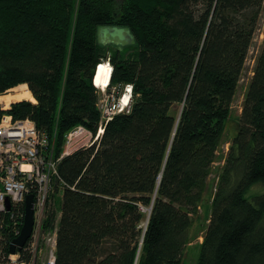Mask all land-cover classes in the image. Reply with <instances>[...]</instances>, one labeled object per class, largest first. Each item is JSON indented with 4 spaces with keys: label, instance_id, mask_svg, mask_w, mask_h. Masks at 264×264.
<instances>
[{
    "label": "trees",
    "instance_id": "1",
    "mask_svg": "<svg viewBox=\"0 0 264 264\" xmlns=\"http://www.w3.org/2000/svg\"><path fill=\"white\" fill-rule=\"evenodd\" d=\"M263 4L0 0V96L27 85L36 102H14L6 113L32 120L56 158L71 130L96 136L101 126L94 72L102 62L113 67L109 89H132L99 140L58 163L43 225L56 232V264H182L228 143L195 264H264V42L228 135ZM111 25L129 28L136 45H98V29ZM129 49L136 53L126 58ZM13 219L0 214L2 261L21 226ZM18 254L32 263V239Z\"/></svg>",
    "mask_w": 264,
    "mask_h": 264
},
{
    "label": "built area",
    "instance_id": "2",
    "mask_svg": "<svg viewBox=\"0 0 264 264\" xmlns=\"http://www.w3.org/2000/svg\"><path fill=\"white\" fill-rule=\"evenodd\" d=\"M127 89L130 90V88ZM103 97L104 94L100 99L101 126L96 136L89 133L83 126L74 128L66 135V143L63 146L64 151L59 158H56V148H54L51 138L40 132L32 120H14L13 116L6 113L14 103L9 104L8 107L4 102L0 103V108L4 111L0 119V214H11V217L14 218V227L22 226L25 210L23 214L20 210H17V213L15 210L19 206L25 207L26 198L30 194L34 195L36 223L31 237L33 257L30 264H38L45 254L46 259L42 264H56V232L43 231V225L47 218L48 203L53 195V180L58 175V163L67 154L69 146L74 144L75 137L81 136V139L90 137L91 141L88 145H93L101 137L105 122L118 113L115 109L120 104L115 103L108 107L107 101L102 100ZM104 103L105 107H103ZM123 107L119 110L122 111ZM7 201H9L10 207L7 206ZM21 226L17 229L15 238L20 234ZM43 236L45 238L44 248L46 249L44 254L41 249H36L37 241H34ZM0 264L28 263L20 261L19 254H10L8 260L2 261L0 259Z\"/></svg>",
    "mask_w": 264,
    "mask_h": 264
},
{
    "label": "rangeland",
    "instance_id": "3",
    "mask_svg": "<svg viewBox=\"0 0 264 264\" xmlns=\"http://www.w3.org/2000/svg\"><path fill=\"white\" fill-rule=\"evenodd\" d=\"M261 16L262 17H261V22L259 24V29L257 30V33L255 35V38H254L255 40L253 42V45L250 48L251 51H250L248 58H247V64H246V67L243 71V75L239 81V86H238L237 94H236L237 96H236L234 103L232 105V110H231V118L232 119H231V123H230V127H229L230 132L228 134L230 137H231V134H234V132L236 130L235 128L237 126L239 116H240L242 109H243L242 105H243V102H244V99L246 96L245 94H246L248 86H249L248 83L254 74L253 70H254V67L256 65L255 60H256L258 54L260 53V51H261L260 49H261L263 42H264V7H263V11L261 13ZM113 52H115V51L113 50ZM135 53H136L135 49H129L126 52H124L123 56H125L126 58H129L132 55H135ZM102 63L107 64L108 66L112 67L109 64L108 60H105ZM111 70L113 71V67ZM110 78H111V75H110ZM110 82H111V79L108 83L107 88H105V87L100 88L99 86H98L99 87L98 88L97 85L95 87L99 90L100 96H103V94H104V97L102 98V100L107 101L108 107H109V105H114L115 103H117V104L119 103L120 105L116 107L115 111H117L118 113H120L122 111H126V109L129 107L128 104H130V102H131L130 97L132 94V89L130 88V90H129V89H127L129 86L126 87L125 91L122 92V94L119 96L118 95L119 94L118 89H116L117 86L114 85L113 88L109 89L110 88ZM94 84H95V81H94ZM25 86H26L27 90H29L27 85H22V86H18L16 88H14L15 90L13 89V90L8 91L7 93H5V95L0 96V99H3V98H6L7 96L13 97L14 95H17L19 97V98H17V100L14 99L10 102L9 101L6 102L5 100H3L0 103L4 102L5 105H7V107H8L9 104H11V103L25 101L27 99H28L27 101L32 100L33 102H35L34 99L32 98L33 94L30 91H26ZM22 87H24V89ZM109 92H111V93H109ZM126 99L129 102L126 101ZM8 100H9V98H8ZM32 101H30V102L33 103ZM35 103H33V104H35ZM125 103H127V105L124 106ZM99 104H100V100L98 103V109L102 113L101 104H100V108H99ZM122 106H124V107H123V110L121 111L119 109ZM103 107H105V103H104ZM173 109H174L173 113H175V114H177L178 110H180L179 107H174ZM113 112H114V110H113ZM80 137L79 136L75 137V139L73 140L74 144H72V146H69L70 150L68 149V152L66 155H70V154H72V152L83 148V146H84L83 144H86L85 146L89 147L88 144H89V141H91L90 137H86V138L83 137V139H81L82 137L81 138ZM229 147H230V143H228L227 145L224 144L219 149V153H218L217 159L215 161V165L213 167L212 174H211L209 181H208L209 192H208L207 198L203 202L202 206L200 207V211H199L198 216L194 218L195 225H194L192 231L194 233L193 235H198V238L194 239L188 245V248L185 251V258H184L182 264H195L196 260L198 259L199 247L203 241L204 230H205L206 226H208V224H209L208 217H209V213H210V205H211V201H212V195L215 192L216 184H217L218 177H219V172L222 169V167L225 165V159H226V156L228 154ZM62 197H63V194H60V195L57 194L56 199H57L58 209H61V207H62V203H61ZM143 211L146 212V215L148 214L147 218H149L150 209H143ZM34 241H37L36 242V249L37 250L41 249V252L44 254L46 252V249L44 248V246H45L44 245V242H45L44 236L39 237L38 239H35ZM45 259H46V254L43 255V257H41L39 263L42 264L45 261Z\"/></svg>",
    "mask_w": 264,
    "mask_h": 264
},
{
    "label": "water",
    "instance_id": "4",
    "mask_svg": "<svg viewBox=\"0 0 264 264\" xmlns=\"http://www.w3.org/2000/svg\"><path fill=\"white\" fill-rule=\"evenodd\" d=\"M97 42L98 45L108 46L115 45L124 49L125 47L135 46L136 38L131 30L127 27H119L115 25L111 26H100L97 31ZM97 72V70H96ZM95 72V74H96ZM9 201H7V206H9ZM25 212L24 221L21 226V231L18 237L14 238L11 242L9 250L10 254L21 253L25 245L32 239V235L35 230L36 223V205L34 195L30 194L25 200ZM150 209V213H151ZM148 221V220H147Z\"/></svg>",
    "mask_w": 264,
    "mask_h": 264
},
{
    "label": "bare ground",
    "instance_id": "5",
    "mask_svg": "<svg viewBox=\"0 0 264 264\" xmlns=\"http://www.w3.org/2000/svg\"><path fill=\"white\" fill-rule=\"evenodd\" d=\"M98 69H97V72H96V74H95V76H94V81H95V86L97 85V87L99 86L100 88L102 87H105V88H107L108 87V83H109V81H110V75H111V69H112V67H110V66H108L107 64H104V63H102V65H100V66H98L97 67ZM95 73V72H94ZM98 87V88H99ZM23 89H24V87H22ZM25 88H26V86H25ZM15 90V89H14ZM26 91H29V90H27V88H26ZM16 92V91H15ZM128 95V94H127ZM128 97V96H127ZM8 98H9V100H8ZM11 98V99H10ZM17 98H19L17 95H14L13 97H10V96H7L6 98H3V99H0V102H2L3 100H5L6 102H10V101H12V100H14V99H16L17 100ZM32 98H33V96H32ZM34 99V98H33ZM28 100V99H27ZM29 101H32V100H29ZM35 101V100H34ZM126 101H128L127 99H126ZM125 101V102H126ZM33 102V101H32ZM129 102V101H128ZM33 103H35V102H33ZM123 105V104H122ZM126 105V103L124 104V106ZM129 105V104H128ZM13 255H15V254H13Z\"/></svg>",
    "mask_w": 264,
    "mask_h": 264
}]
</instances>
